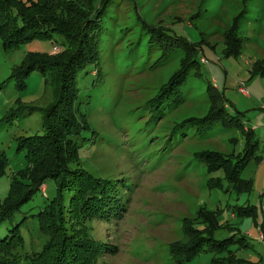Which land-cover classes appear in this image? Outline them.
<instances>
[{"label": "rangeland", "instance_id": "obj_1", "mask_svg": "<svg viewBox=\"0 0 264 264\" xmlns=\"http://www.w3.org/2000/svg\"><path fill=\"white\" fill-rule=\"evenodd\" d=\"M235 18L230 33L239 42L225 37ZM141 19L165 27L178 21L175 29L198 49L200 76L191 70L178 102L163 103L160 111H152L149 103L186 53L178 48L164 54L159 42L141 27ZM100 24L98 61L87 64L76 79L77 108L91 129L78 140L81 161L74 165L109 180V202L114 201L116 210L103 206L107 199L99 203L98 216L79 209L80 205L64 206L65 218L72 211L80 213L83 234L97 240L100 250L93 264H217L209 252L190 261H180L171 252L172 243L185 239V219L205 228L197 222L201 207L219 213L222 229L214 231L209 225L215 238L243 236L249 247H239L236 254L264 264V239L259 236L264 231V76L255 66L257 60L264 61V0H111ZM55 38L65 42L61 36ZM51 42L33 40L4 51L0 40V151L6 157L0 170V202L12 178L26 168L25 153L17 149L16 139L42 131L41 110L9 115L10 110L17 102L44 108L54 100L53 85L37 69L26 76L22 89L9 77L27 52L59 51L58 46L49 51ZM207 82L222 93L230 103L227 110L253 129L259 142L241 174L250 179L249 190L232 191L226 179L222 186L208 187V177L221 173L208 174L206 163L195 157L201 150L226 155L241 151L238 118L226 116L225 123L217 120L204 130L182 124L208 113L213 100ZM241 82L247 94L239 92ZM55 187L52 179L47 180L10 217L0 220V238L20 236L21 245L18 242L13 252L21 263L48 241L36 218ZM249 206L254 215L245 212ZM41 223L49 224L45 218Z\"/></svg>", "mask_w": 264, "mask_h": 264}, {"label": "trees", "instance_id": "obj_2", "mask_svg": "<svg viewBox=\"0 0 264 264\" xmlns=\"http://www.w3.org/2000/svg\"><path fill=\"white\" fill-rule=\"evenodd\" d=\"M110 2L111 0H86L84 7L83 0H0V40L4 51L17 49L33 40L52 41L49 51L55 46L59 47V51L55 53L27 52L12 69L9 77L15 79L18 89H22L26 76L37 69L53 85L54 100L44 108L32 103L17 102L16 107L9 112V115H15L24 111L41 110L42 131L40 134L20 135L16 139L17 149L24 151L27 164L19 172V177L12 178L7 195L0 202V220L10 217L47 180L52 179L56 187L53 197L36 218L40 220V230L48 234V241L43 248L26 263H21L13 252L18 242L21 245V239L18 234L13 233L10 238H0V264H93L99 253L97 240L83 234L79 223L80 213L70 209L72 213H68V218H65L64 206L80 205L79 209H86L89 214L98 216L96 209L102 206L99 203L107 199L103 206L107 205L111 212L116 210L112 208L114 201L109 202L112 198L109 180L94 177L82 167L74 165L81 161L78 140L83 137L85 130L91 129L87 117L77 108V74L87 64H96L98 61L100 21ZM139 21L151 38L163 47L164 54L178 48L184 49L186 53L178 69L161 85L159 93L149 103L152 111H160L163 103L171 105L178 102L181 88L191 70L196 71L194 75L200 76L196 68L198 49L175 29L174 24L178 21L171 27L149 24L144 19ZM236 21L237 18L232 21L225 35L232 42L240 41L230 33ZM55 35L63 37L65 42L59 43ZM255 66L258 74L264 76V61L257 60ZM205 88L213 100L208 113L202 117H190L182 124L204 130L217 120L224 121L226 116L231 120L236 117L240 120L243 138L242 150L238 153L232 151L230 155H226L213 150L195 153L196 159L206 163L208 174L221 173L209 176L207 185L210 188L219 187L222 186V180L226 179L232 191L249 190L251 181L241 174L254 150L259 148V142L253 129L245 127L236 113L227 110L230 103L222 97V93L209 82ZM5 162V153L0 151L2 172ZM245 212L254 215L250 206ZM112 216L115 217V214ZM42 218L49 222L45 227L41 223ZM67 219L70 221L68 225ZM185 220V239L171 245V252L180 261H190L202 252H209L214 254L212 262L217 264H260L258 260L253 261L236 254L235 250L239 247H249L243 236L233 237L236 233H231L221 239L214 237V231L222 229L219 213L202 207L199 209L197 222L204 224V229L194 227L191 219ZM210 224L216 230H211ZM262 235L261 239H264V231ZM234 243H238V247H233Z\"/></svg>", "mask_w": 264, "mask_h": 264}, {"label": "built area", "instance_id": "obj_3", "mask_svg": "<svg viewBox=\"0 0 264 264\" xmlns=\"http://www.w3.org/2000/svg\"><path fill=\"white\" fill-rule=\"evenodd\" d=\"M238 90L239 92H241L242 94H247V89H246V84L244 82H241L238 86ZM264 107V106H263ZM262 235V234H261ZM260 236V238H262V236Z\"/></svg>", "mask_w": 264, "mask_h": 264}, {"label": "crops", "instance_id": "obj_4", "mask_svg": "<svg viewBox=\"0 0 264 264\" xmlns=\"http://www.w3.org/2000/svg\"><path fill=\"white\" fill-rule=\"evenodd\" d=\"M263 157V156H262Z\"/></svg>", "mask_w": 264, "mask_h": 264}]
</instances>
